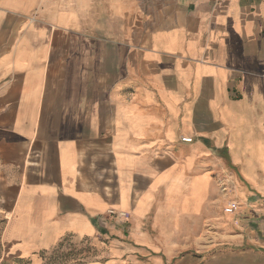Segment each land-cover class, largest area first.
Here are the masks:
<instances>
[{"label": "crops", "instance_id": "1", "mask_svg": "<svg viewBox=\"0 0 264 264\" xmlns=\"http://www.w3.org/2000/svg\"><path fill=\"white\" fill-rule=\"evenodd\" d=\"M163 4L0 0L9 250L264 264V0Z\"/></svg>", "mask_w": 264, "mask_h": 264}, {"label": "rangeland", "instance_id": "2", "mask_svg": "<svg viewBox=\"0 0 264 264\" xmlns=\"http://www.w3.org/2000/svg\"><path fill=\"white\" fill-rule=\"evenodd\" d=\"M166 7L165 14L169 15L172 7V0H163ZM163 19H152V24H158ZM0 227V264H94L92 261L99 260L96 253V247L90 242L75 241L71 238L64 241L62 244L56 246L50 251H41L39 257H29L20 251L9 250L6 245L3 244L1 237ZM180 257L173 259L172 262H168L165 259V264H175L179 261ZM105 260V259H101ZM205 259H198L197 264H205ZM220 264V262H217Z\"/></svg>", "mask_w": 264, "mask_h": 264}, {"label": "built area", "instance_id": "3", "mask_svg": "<svg viewBox=\"0 0 264 264\" xmlns=\"http://www.w3.org/2000/svg\"><path fill=\"white\" fill-rule=\"evenodd\" d=\"M183 139H184L185 141H191V140H192L191 137H184Z\"/></svg>", "mask_w": 264, "mask_h": 264}, {"label": "bare ground", "instance_id": "4", "mask_svg": "<svg viewBox=\"0 0 264 264\" xmlns=\"http://www.w3.org/2000/svg\"><path fill=\"white\" fill-rule=\"evenodd\" d=\"M121 261V260H120ZM94 264H96V263H94ZM109 264V263H108Z\"/></svg>", "mask_w": 264, "mask_h": 264}]
</instances>
